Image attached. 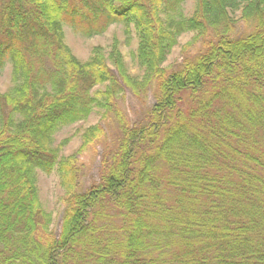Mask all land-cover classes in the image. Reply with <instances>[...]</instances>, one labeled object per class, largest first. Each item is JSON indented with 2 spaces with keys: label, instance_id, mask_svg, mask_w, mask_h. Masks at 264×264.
Wrapping results in <instances>:
<instances>
[{
  "label": "trees",
  "instance_id": "trees-1",
  "mask_svg": "<svg viewBox=\"0 0 264 264\" xmlns=\"http://www.w3.org/2000/svg\"><path fill=\"white\" fill-rule=\"evenodd\" d=\"M186 1L0 0V264H264V0H194L189 17ZM114 24L137 37L131 67L117 43L80 62L64 42V25ZM186 33L199 49L167 71ZM125 90L153 101L135 123ZM94 113L60 156L54 136ZM103 141L80 191L78 156ZM37 172L65 192L58 236Z\"/></svg>",
  "mask_w": 264,
  "mask_h": 264
},
{
  "label": "rangeland",
  "instance_id": "rangeland-1",
  "mask_svg": "<svg viewBox=\"0 0 264 264\" xmlns=\"http://www.w3.org/2000/svg\"><path fill=\"white\" fill-rule=\"evenodd\" d=\"M193 10L194 0H187L183 6L184 16H191ZM63 30L65 35L64 42L78 61L85 62L92 49L96 47L102 48L104 55L107 57L111 46L117 43L126 64L131 67L130 54L134 52L137 47V37L132 27L130 28L129 38L124 35L125 28L121 24L111 25L102 35L89 39L74 33L68 26L64 25ZM198 49L199 43L194 41V35L190 33L183 34L178 38L177 45L171 50L162 66L167 69V71H171V68H173L175 64L180 63L185 57L194 54ZM107 64L111 67L109 62ZM10 72V64L7 63L0 71V93L8 92L12 86ZM152 102V99L149 97L146 102L142 104L133 97L128 90H125L123 100L119 102V104L131 123H135L141 118L143 111L151 107ZM99 116L100 114L94 113L85 121L63 127L54 136L55 145H58L63 140H68L67 145L62 147L60 156L72 155L79 149L81 145V136L87 128L98 124L104 125L100 121ZM114 132L113 128L106 129V143L114 136ZM104 145L103 141L102 144H98L93 149L91 148L78 156V166H80L82 172L80 191L86 190L89 186L97 182L100 157ZM36 181L39 202L43 210L50 216L49 231H51L54 236H58L65 207V192L61 188L59 179L55 173L46 175L37 172Z\"/></svg>",
  "mask_w": 264,
  "mask_h": 264
}]
</instances>
